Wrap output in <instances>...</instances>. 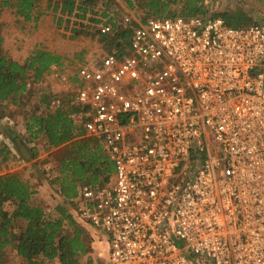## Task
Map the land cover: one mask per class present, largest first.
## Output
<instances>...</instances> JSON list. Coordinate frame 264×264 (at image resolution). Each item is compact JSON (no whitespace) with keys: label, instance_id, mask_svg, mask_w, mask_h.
<instances>
[{"label":"built area","instance_id":"1","mask_svg":"<svg viewBox=\"0 0 264 264\" xmlns=\"http://www.w3.org/2000/svg\"><path fill=\"white\" fill-rule=\"evenodd\" d=\"M121 28L127 43L107 22L113 49L55 75L72 123L114 167L108 184L79 189L75 218L107 237L105 264H264V24Z\"/></svg>","mask_w":264,"mask_h":264},{"label":"trees","instance_id":"2","mask_svg":"<svg viewBox=\"0 0 264 264\" xmlns=\"http://www.w3.org/2000/svg\"><path fill=\"white\" fill-rule=\"evenodd\" d=\"M253 2L250 8L214 11L205 0H0V118L7 115L2 109L4 103L18 108L23 98L43 85V78L52 67L61 66L62 60L36 48L23 63L15 61L5 48V34L10 28L3 21L6 11L15 22L25 23L37 21L48 11L56 28L68 30L72 38L91 37L94 31L102 41L107 38L99 34V27L107 22L117 23L126 11L133 10L144 15L142 22L177 17L220 19L228 27L247 28L260 24L254 22L256 9L264 13V0ZM119 37L127 43L130 32L122 31ZM51 87L41 94L36 106L26 108V138L19 139L9 128L2 131L5 139L0 141V264L8 263H1V252L6 249L14 251L25 264H91L89 260L83 263L82 258L91 254L92 240L86 229L78 225L69 206L74 209L72 200L79 189L108 184L114 167L101 145L86 137L69 118L76 112L69 106L72 95L60 93L64 108L56 109L51 105L56 96ZM38 143L50 153L48 161L56 164L50 184L55 185L60 202L53 209L34 202L36 191L21 174L1 172L12 161L11 146L26 150L30 147L27 152L35 161ZM39 171L45 180L43 168Z\"/></svg>","mask_w":264,"mask_h":264},{"label":"rangeland","instance_id":"3","mask_svg":"<svg viewBox=\"0 0 264 264\" xmlns=\"http://www.w3.org/2000/svg\"><path fill=\"white\" fill-rule=\"evenodd\" d=\"M253 1L254 0H205L206 5H211L212 10L214 11H218L224 8H250L252 6L251 3L254 4ZM116 2L122 3V0H116ZM257 10L258 9L255 10V12L258 14H255L254 22L264 24V13L258 12ZM259 15L262 17H259ZM41 16H43V20L45 21L44 24L39 23L40 21L38 22V20H33L31 22H35V24L28 23L26 25H23L25 27H22V20H20L21 22H15L9 11H6V14L3 18V21L10 26L8 32L5 34V48L10 53V55L12 54L17 57V54L20 51L24 52L23 50L27 47V45H24L23 43H25V41L27 40V43L29 45L31 44L32 46L35 42H37V49H43L45 51H48L50 49L54 50L50 52H53L54 54L62 58L61 66L58 68L52 67L51 73L43 78V85H41V87H36V91H34V93H32L31 95H27L21 100L20 105L17 109H24V113L28 112L26 108H29L30 110L37 105L41 94H43L44 92H48L49 87L52 86L55 93L62 92L60 91V88L57 89L58 85L56 83L55 75H63L66 73L72 79L76 75L78 68L85 61L99 60L106 53L113 49V36H108L106 37L107 39L99 41L98 37L96 36V32L92 31V33H90L92 34L91 37L72 38V34L68 30H64L63 28H54V22H52L51 25V13H48L47 11V14L42 13ZM120 18L121 19L116 23L118 24L119 29L116 30L115 36L119 35V33L123 31V29L121 28V24L125 18H129L135 24L142 22L143 19H146L144 18V15H142L138 10L126 11ZM111 42L112 45L110 46ZM71 87L74 89L73 84ZM67 94L70 95L71 93L67 92L60 95L66 96ZM17 111H14V109H8L4 113L8 116H13L17 113ZM8 170H12V168H3L2 172H6ZM25 170L26 169H24V171ZM30 174H32V176H37L44 179L38 167L37 169L31 167ZM46 195L47 194L45 193L44 196ZM39 203L42 206H49L47 205L48 201L46 199L43 200V198ZM77 223L81 228L83 227L86 229L92 240V252L89 256L83 257L82 262L86 263L89 260L91 264H104L106 256L105 244L107 242V237L99 229L93 230L89 226L79 221H77ZM9 258L10 257H8V259ZM9 262L11 264H16L10 259Z\"/></svg>","mask_w":264,"mask_h":264},{"label":"crops","instance_id":"4","mask_svg":"<svg viewBox=\"0 0 264 264\" xmlns=\"http://www.w3.org/2000/svg\"><path fill=\"white\" fill-rule=\"evenodd\" d=\"M50 21H51V25H52L53 20L50 19ZM38 22L44 24L45 21L43 20V16H39ZM28 23L29 24H31V23L35 24V22H28ZM28 23L21 22L22 27H25L23 25H26ZM48 23H49V21H48ZM56 26L57 25L54 23L53 27L56 28ZM26 34H27V32H26ZM20 44H21V42H20ZM23 44L27 45V47L23 50L24 52L20 51L17 54V57H15L14 55L11 54L12 58L19 63H23L27 58H29L30 55L32 54V52L35 50L36 46L38 45L37 42H35L31 46V44L29 45L27 43V40ZM48 51L50 52V51H54V50L50 49ZM55 68H58V67H55ZM2 109H4V112L6 111V109L7 110L8 109H14V111H17V110L18 111L13 116H7V115L5 116L4 115L2 119L0 118V141L5 139V137L3 136V132H2L4 128L11 129V131H13L14 133H16L18 135L19 139H21L23 137L26 138V132H25L24 124H25V119H26L27 114H23L24 109H21V108L17 109L16 107H12V105L5 104V103L2 105ZM35 147L37 148L38 158L34 161L30 158V156L27 152V150H29L30 147H27V150H26V149H23L22 147H17V149H15L13 146H11L10 150L12 151L13 156H12V161L7 165V167L12 168V170H8V171L18 172L29 183V185L34 188V190L36 191V196L33 197L34 202L39 203V202H41L42 198H43V200L46 199L48 201L47 205H49L50 208L53 209L60 202L58 200V195L56 193L55 185L50 184V181H47V179L44 180V179L39 178L37 176H32V174H30V173H31V167H34L36 169H37V167L38 168L41 167V169L43 168V170H44V166L49 165L52 168V174L55 176V174H56L55 165L56 164L55 163L52 164L48 161V156L50 153H48V151H45V147H43V145L41 143L35 144ZM42 159H44V160H42ZM39 163H43V165H40ZM24 169H26V170L24 171ZM22 172H24V173H22ZM113 175H114V172H113L110 180L113 179ZM45 193L47 194L46 196H44ZM69 209L71 210L73 216H75V214L72 211L73 209L71 208V206H69ZM105 248H106L105 253H107L106 244H105ZM1 254L3 257L1 260V263H6V260L8 259V257H10L9 259L12 260L13 262H15L16 264H25L24 261H22L20 258L16 257L15 252L12 251L11 249H6L3 252H1ZM9 259L7 260L8 261L7 264H11L9 262ZM105 260H106V256H105Z\"/></svg>","mask_w":264,"mask_h":264},{"label":"water","instance_id":"5","mask_svg":"<svg viewBox=\"0 0 264 264\" xmlns=\"http://www.w3.org/2000/svg\"><path fill=\"white\" fill-rule=\"evenodd\" d=\"M105 264V263H104Z\"/></svg>","mask_w":264,"mask_h":264}]
</instances>
